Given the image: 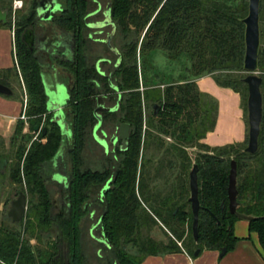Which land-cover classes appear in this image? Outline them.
Listing matches in <instances>:
<instances>
[{
	"label": "trees",
	"instance_id": "16d2710c",
	"mask_svg": "<svg viewBox=\"0 0 264 264\" xmlns=\"http://www.w3.org/2000/svg\"><path fill=\"white\" fill-rule=\"evenodd\" d=\"M38 1L32 0L29 9L17 18L15 57L19 69L16 65L0 69V83L14 92L12 96H1L21 100L13 89V81H23L28 95L23 113L31 118L29 127L19 119L13 137L28 131L35 136V127L42 124L41 116L47 115L46 134L41 132L28 149L18 148L10 169V182L28 194L30 200L25 220L13 223L5 216L0 225V264H86L83 228L95 213L100 222L99 238L105 243L101 244L91 233L94 224L88 233L107 252L104 257L98 256L106 264H143L150 256L183 252L195 258L198 250V256L204 251L221 253L224 249L229 253L239 241L235 223L241 220L229 212L232 161L237 163L238 212L254 217L248 221L249 230L257 233L264 252L263 52L260 49L263 117L259 147L254 154L244 151L249 136L243 145L211 147L203 143L215 129L218 105L200 91L196 81L211 76L219 86L232 89L241 96L248 114V86L243 81L248 75H239L245 72L244 17L217 0H107L116 31L112 48L105 46L104 51L114 56L112 61L99 55L98 49L90 52L88 19L101 0H61L63 11L54 16L52 24L70 37L73 47L72 61L58 62L72 77L66 106L72 143L65 161L59 155L63 143L61 128L47 110L41 61L35 49L23 40L24 33L38 25ZM5 2L1 0V7L8 11L9 19L6 24L0 23V28L11 29L12 5ZM159 50L166 51L171 62H180L183 54L189 62L184 70L185 80L169 82L163 92L150 90L148 80L149 68L154 70L153 80L160 75L153 63ZM102 59L107 61L99 69L97 63ZM140 70L144 93L140 92ZM99 99L106 108L117 110L99 113L102 122L97 134L114 135L117 123L129 124L127 150H121L119 141L107 153L96 140ZM155 105L159 106L157 115ZM145 124L156 134L146 130L144 137ZM160 136L173 141L165 150V156L174 158L169 160L168 170L173 171L177 158L183 169H193L194 165L199 168L201 209L197 240L189 202L190 175L185 182H174L163 192L156 185L151 186L167 171L162 163L168 157L157 160L155 153L147 156L152 148L155 152L163 148ZM185 147H198L201 151L192 160ZM96 148H101L103 157L86 159ZM58 169L66 175V187L52 179ZM151 169L153 176H149ZM3 176L4 171H0ZM178 177L181 181L182 176ZM51 181L59 186V201L51 194ZM155 227L163 229L167 242L151 236Z\"/></svg>",
	"mask_w": 264,
	"mask_h": 264
},
{
	"label": "rangeland",
	"instance_id": "374dc122",
	"mask_svg": "<svg viewBox=\"0 0 264 264\" xmlns=\"http://www.w3.org/2000/svg\"><path fill=\"white\" fill-rule=\"evenodd\" d=\"M11 1V2H10ZM23 1V8L20 10V12H26V10L28 9L29 4L31 3L32 0H21ZM57 1V0H56ZM220 1L222 3H226L229 7L236 9L238 16H242V17H247L248 15V11H249V0H217ZM57 2H60V0H58ZM101 2L104 4V6L106 5L107 0H101ZM11 5L14 4V0H6L5 4L6 5ZM61 3V2H60ZM105 9V7H104ZM106 18H109L108 14H105ZM96 20H103L104 19V13L102 11L99 12V14L97 16H95ZM260 26H261V47L260 49L263 52L264 55V0H261V13H260ZM38 27H43L44 28V32H46L47 36H53V26H50L47 23H39ZM103 28V27H101ZM97 30V29H96ZM111 29L110 28H105L104 33L102 35L103 38L107 39L108 35L111 33ZM42 29L41 28H37V32H36V39H38L39 35H42ZM57 35H61V34H57ZM4 38L6 39L7 36H4ZM96 49H98L99 55H105L110 57L112 59V61L115 60L114 56L111 55L109 52L106 54V52L104 51V47L101 45H98V47H96ZM11 50V48H10ZM11 52V51H10ZM182 59L180 62H171L168 58V54L166 51L164 50H159L156 51L155 56L153 58V63H154V67H155V71H157L160 75L157 78V80H153V76H154V70H152L151 68H149V74H148V80H150L151 84L149 89L150 90H160L161 92L164 91L166 84H168L169 82H180L185 80L186 77V73L184 72L185 67L188 65L189 66V62L187 61V55L183 54ZM264 66V65H263ZM44 69H43V82L45 85V89H46V94L49 97V101H48V111L49 112H53L54 113V118L55 119H60L61 122L63 123L62 125V134H63V143H62V147L59 151V155H62L63 158L65 159V161H68V154H67V150H68V146L71 145L72 143V134L69 130V121L66 118L65 115V107L67 105L68 99H69V89L72 83V77L70 74L62 71L60 68H58L55 65V60L52 56H50L49 61H47V63L45 65H43ZM105 68H108V66H106ZM261 72L258 73V75H260ZM239 75L241 76H245L248 75L246 72L244 73H240ZM206 77V76H205ZM211 77V76H209ZM203 78V77H202ZM153 82H152V80ZM212 80H206L208 82H204L201 84V86L204 88V91L202 93L210 96L211 98H213L218 105V113H217V121H218V114L220 112V104L222 102H224L227 98H228V91H233L232 89L229 88H224L219 86L215 79L212 77ZM198 80V79H197ZM196 80V81H197ZM156 81V82H155ZM140 92L144 93L145 88L143 86V80L141 77V70H140ZM13 89L16 93V95L18 97L21 98V100H23V110L25 111L26 107L25 105H27V99H26V95H27V91H26V87L24 85V82L21 81V83L17 82V81H13ZM6 100L12 101V102H17L19 100L15 99V98H7L4 97ZM11 114L13 112H10ZM22 113V106L20 105V111L19 114ZM4 122L7 121L8 123L10 122V120L6 119L3 117ZM217 124V122H216ZM7 125V124H6ZM228 127H229V123H227V125L225 126V128H219L217 129L215 126L214 131H216V134L220 135V138H222L225 133L228 131ZM148 131L150 133H155L156 131L154 129H149L148 127H146V124L144 126V137H145V131ZM213 132V131H212ZM96 135L98 137V134L96 132ZM111 136V135H110ZM3 136H0V161L2 159L5 160V165H4V176L3 178L0 177V203H4L5 204V208H3V210L1 209V212L4 214V217L7 215V212L9 211L10 207H11V201L16 200V192H19L20 187L19 186H15L13 185L10 180H9V173H10V169L12 167L13 164H15V158H16V153L18 148H26L28 149L31 145V142L33 140V138H35L34 134L31 132H25L24 134H22L21 136H12L8 139H3ZM148 137V136H146ZM160 139H162L164 141V146L163 148H161L160 151L155 152L154 148H152V150L150 152H148L147 156L151 157L153 153H155V159L159 160L161 158H166L167 159L164 160V162L162 163L163 167L165 168V171L163 173V175L159 176V179H155L152 183V187H156L158 189V191H166V189H168L170 187L171 184H173L174 182H180L183 183L186 180L189 179V175L190 172L192 171V169H183L182 168V164L180 162V160L177 158L174 162V165L172 167L173 171L168 170L170 169V167L168 166V162L170 159H174L171 156H165V150L166 148L173 144V141L169 138V137H164V136H160ZM204 143V141H203ZM102 146L105 147L106 152L108 153L109 150V144L106 141L105 144L100 143ZM95 153H93V155H86V159H94V158H98L100 159L101 157H103V151L101 150V148H96L95 149ZM185 151L188 153V155L190 156V158H192V160H195L196 154L198 152H200L201 150L198 147H185ZM59 165V163H57V166ZM152 168L155 167L154 164L151 166ZM154 169V168H153ZM153 170L151 169L149 171V176H153ZM165 174H167L165 176ZM181 175V181L178 177V175ZM187 175V177H186ZM152 178V177H150ZM167 180V182H166ZM185 180V181H184ZM49 188L51 191V194L53 195L54 200H60L59 198V194L57 193L59 191V186L54 183V182H50L49 184ZM156 190V189H155ZM96 220V219H95ZM95 220H89L87 219L85 224H84V231H85V235L83 238V249L87 258V262L86 264H106V262L104 260H100L99 257H104L106 256L107 252H105V249H103V247L99 246L98 244H95V242L93 240H91L90 236H89V230L90 227L92 226L93 223H95ZM162 230V231H161ZM97 234V232H96ZM151 236L156 240V241H162V242H167V236H165V233L163 231V229L159 228V227H155L152 230ZM33 243H36L35 241ZM38 243V242H37ZM182 243H179V245L181 246ZM103 249L98 251L99 248ZM99 256V257H98Z\"/></svg>",
	"mask_w": 264,
	"mask_h": 264
},
{
	"label": "crops",
	"instance_id": "0c3cea01",
	"mask_svg": "<svg viewBox=\"0 0 264 264\" xmlns=\"http://www.w3.org/2000/svg\"><path fill=\"white\" fill-rule=\"evenodd\" d=\"M4 36H7L5 39ZM11 48V50H10ZM11 51V52H10ZM16 64L14 34L10 28H0V69L13 68ZM206 76L197 80L201 92L202 83L212 80ZM228 98L220 104V112L216 128H225L229 123L228 131L220 138L216 131L210 132L204 143L211 147L226 145H243L249 136L248 114L246 115L241 96L228 91ZM20 105L22 113L19 114ZM23 102H12L0 95V136L3 139L12 137L17 122L23 114ZM10 112H13L12 114ZM3 117L10 120L4 122ZM7 124V125H6ZM235 235L239 239L234 250L223 258L218 251H204L200 256L191 257L186 252L168 254L165 256H150L143 264H264V252L261 249L257 233L249 230V222L239 220L235 223Z\"/></svg>",
	"mask_w": 264,
	"mask_h": 264
},
{
	"label": "water",
	"instance_id": "95a60500",
	"mask_svg": "<svg viewBox=\"0 0 264 264\" xmlns=\"http://www.w3.org/2000/svg\"><path fill=\"white\" fill-rule=\"evenodd\" d=\"M47 10H45L46 12ZM40 14L44 11L41 8L39 10ZM260 13H261V0H249V11L247 17L242 20V23L245 26V57H244V70L248 74L244 78V83L248 86V100H247V109H248V124H249V142L248 146L244 150L246 153L254 154L258 151L259 147V136L261 132L262 117H263V95H262V77L258 75L259 73V51L261 47V26H260ZM108 14V13H107ZM47 17L50 18V12L47 11ZM8 22V13L3 11L1 7L0 0V23L6 24ZM108 24H111L110 18L104 23L99 24L97 27L101 28ZM114 27V33L116 27ZM110 35L108 42L112 40L114 35ZM30 37V40H29ZM24 40L32 46L33 44V32L28 31L24 36ZM0 94L5 96H12L14 94L13 90L0 83ZM155 115L159 111V106L155 105ZM115 109H108L103 106L102 99H99L98 108L96 110V115L99 119V125L95 129L96 140L102 144L105 142L99 139L96 135L102 118L100 112L102 111H115ZM60 126H63L61 120H56ZM119 129V138L122 140L123 146L122 150H127L128 140L130 138V125L129 124H117ZM36 131L39 130V127L35 128ZM43 134H46V128L43 130ZM5 160L1 161V164ZM2 168V165H1ZM199 168L197 165H194L192 171L190 172V192L191 196L189 202L191 203L192 212L194 216L193 222V236L194 239H198V227H199V212L201 209V204L199 200V178H198ZM238 189H237V163L232 161L231 171L229 174V187H228V198H229V212L232 215H235L241 220L252 221L254 220L253 216H248L238 212ZM26 209V195L21 194L17 200L12 204V209L9 212V216L14 222H19L22 220ZM200 251H196L195 256H198ZM227 251L224 249L220 253V257L223 258L226 255Z\"/></svg>",
	"mask_w": 264,
	"mask_h": 264
},
{
	"label": "flooded vegetation",
	"instance_id": "af4514ba",
	"mask_svg": "<svg viewBox=\"0 0 264 264\" xmlns=\"http://www.w3.org/2000/svg\"><path fill=\"white\" fill-rule=\"evenodd\" d=\"M57 1L56 0H39L38 1V5H37V8H36L37 18H38V25H37L35 30H31L33 32V44L31 46V49H33V48L35 49L36 56H38V58L41 61V65H42V79H43V69H44L43 65H45L47 63V61H49L50 56H52L54 58L55 65L58 68H60L62 71L66 72V73H68V72L62 66H60L58 64V62L60 60L72 61V57H73V55H72L73 47H72V43H71L70 37L64 35L61 31H59L52 24V20H53L54 16L63 11V3H62V1L60 0L61 3L57 2ZM16 2H21V7L20 8H17V9L14 8ZM30 5L31 4H29L28 9H29ZM23 7H24L23 6V1L14 0V4H12V14H11V20H12V28H11V30L13 31L14 38H15L17 18H18V15L22 13V12H20V10ZM104 7H105V9H104ZM41 8L44 11L42 14H40V12H39V10ZM45 10L50 12V18H46L47 17L46 16L47 15V11L45 12ZM3 11H6V10H3ZM100 11H102L104 13V19L101 20V21L94 19L95 16H97ZM6 12L8 13V11H6ZM107 13L109 15L111 24H108V25L104 26L103 28H98L97 26L99 24L104 23L107 20L106 15H105ZM8 19H9V13H8ZM39 23H47L50 26H53V36H47L46 32H44V28L43 27H38ZM113 26H114V24H113V21H112V18H111V4L107 1L106 5L104 6V4L102 2H99L97 4V10L94 13H92L89 16V19H88V27L90 28L89 39H90V49H91L90 52L91 53H93V52L95 53L96 52V50H97L96 47H98V45H101L103 47L108 46L109 48H112V45H111L112 40L110 41V43L108 42V40H109L110 35H112V33H114V27ZM37 28H41L42 29V33H43L42 35H39L38 39H36L37 38L36 37ZM105 28H110L112 30L111 33L108 35L107 39L102 37ZM27 32L28 31H26L24 33L23 40H24V36L26 35ZM57 34H61V35H57ZM112 39H113V37H112ZM29 40H30V37H29ZM15 53H16V44H15ZM104 61H107V59H102L100 62L97 63V67L99 69H100V64L102 62H104ZM15 65L19 69L17 60H16V64ZM68 74H70V73H68ZM44 87H45V85H44ZM45 91H46V89H45ZM26 99L28 101V95H26ZM48 101H49V97H48ZM68 101H69V99H68ZM47 106H48V102H47ZM103 106H104V102H103ZM47 110H48V107H47ZM51 113L53 114V119H52L53 122H56V120H60V119H55L54 118V113L48 111V114H51ZM65 115H66V107H65ZM35 118H37V117H33L32 119H35ZM41 118H42V124L40 126H36V127H39V130L38 131L35 130L36 135H35V138L33 139V141L36 139V137L41 132L43 133V130L45 128H46V132H47V127H45L47 115L45 114V115L41 116ZM66 118L69 121L68 125H69V130L71 132L70 120L67 117V115H66ZM30 119L31 118L26 116V115H25V119H23V121L25 122L27 128L29 127ZM58 125L60 126V124H58ZM60 128H61V133H62V126H60ZM43 135H45V134H43ZM98 138L103 140L105 143H106V141L108 142L109 150L112 149L113 147L117 146L119 144V141H121V150H122L123 143H122V140L119 138V129H118V127H117V132L114 135L110 136L108 133L104 132V133H100V135L98 134ZM99 144H100V142H99ZM104 149H105V147H104ZM109 150H108V152H109ZM105 151H106V149H105ZM1 161H3V159ZM1 161H0V171H4L3 168H4V165H5V161L2 164H1ZM1 165H2V168H1ZM52 179L54 181L59 182L60 185H63L64 187H66V175L60 169H58V171H56L53 174V178ZM108 188H109V183H108V185H107V187L105 189L107 190ZM21 194L26 195V209H25V213H24V216H23L21 221L14 222L12 220V218L9 216V212L12 209V204H13V202L15 200L11 201V207H10L9 211L7 212L6 216H8V218L13 223L22 222L23 220H25L26 215L28 213L30 198H29L28 194L19 191V192H17L16 200L19 198V196ZM3 208H5V204L1 202L0 203V225H1L2 221H3V219H4V214L1 212V209L3 210ZM90 217L92 218V220L96 219L95 223H93L94 225L92 224L93 227L90 230L91 233L96 234V232H97V234H96V236L98 237L97 240L101 244L105 243L103 238H99V235H100L99 234L100 233V222H98L97 213H95V215L92 214Z\"/></svg>",
	"mask_w": 264,
	"mask_h": 264
},
{
	"label": "built area",
	"instance_id": "2783aa9c",
	"mask_svg": "<svg viewBox=\"0 0 264 264\" xmlns=\"http://www.w3.org/2000/svg\"><path fill=\"white\" fill-rule=\"evenodd\" d=\"M20 7H21V2H16L14 8L17 9V8H20ZM14 46H15V38H14ZM25 107H26V105H25ZM20 119H22V120L25 119L24 113L22 114Z\"/></svg>",
	"mask_w": 264,
	"mask_h": 264
}]
</instances>
